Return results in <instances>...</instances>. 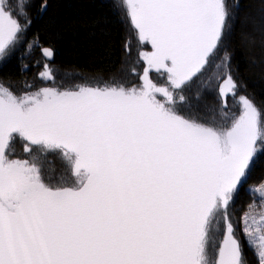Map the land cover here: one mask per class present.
Here are the masks:
<instances>
[{
	"label": "snow or ice",
	"instance_id": "snow-or-ice-1",
	"mask_svg": "<svg viewBox=\"0 0 264 264\" xmlns=\"http://www.w3.org/2000/svg\"><path fill=\"white\" fill-rule=\"evenodd\" d=\"M100 6L0 0V264H264V99L233 64L238 25L264 49V0ZM133 37L120 79L58 83L60 46L127 65Z\"/></svg>",
	"mask_w": 264,
	"mask_h": 264
},
{
	"label": "trees",
	"instance_id": "trees-1",
	"mask_svg": "<svg viewBox=\"0 0 264 264\" xmlns=\"http://www.w3.org/2000/svg\"><path fill=\"white\" fill-rule=\"evenodd\" d=\"M65 12L70 16L84 17L88 14H97L102 11L100 0H65ZM253 15L255 11L253 10ZM252 26L238 25L237 34L233 38V47L235 48L234 66L239 68L241 80L248 85V91H255L257 99H264V62L253 65L249 61L255 57L258 61L264 60V49L259 46V33H257V45L252 49L244 47L240 41L239 32H252ZM57 58L65 66L77 68L86 73H113L121 65L122 52L120 45L117 43L114 51L110 54L105 53L103 49L92 48L86 44L75 46L62 45L57 52ZM8 74L15 77L20 75L17 60L13 58L4 66L1 75ZM264 179V160L254 168L249 183H258ZM248 199L245 193H241L238 199V205L243 204ZM251 255V253H249Z\"/></svg>",
	"mask_w": 264,
	"mask_h": 264
},
{
	"label": "flooded vegetation",
	"instance_id": "flooded-vegetation-1",
	"mask_svg": "<svg viewBox=\"0 0 264 264\" xmlns=\"http://www.w3.org/2000/svg\"><path fill=\"white\" fill-rule=\"evenodd\" d=\"M134 59H135V56H134V51H133L132 57L129 58V63L127 65L121 64L115 72L105 73V74L86 73L77 68L65 66L62 63H60L57 56L55 57V60H54V67L58 69V74H57L58 83H63L64 86H71L72 84H75V83H94L96 79H99L101 81H107L112 76H115L117 78L118 76H116V74L118 73L121 74V68L124 67L126 69L128 65H131ZM2 70L3 68L0 69V76H2L1 75ZM37 71H39V69H36V68H33L30 71H28L27 75L29 79H31L32 76H34ZM65 73H69L71 75L65 76L64 75ZM17 151H19V146L17 147ZM49 159L54 160L55 158H51L50 156Z\"/></svg>",
	"mask_w": 264,
	"mask_h": 264
},
{
	"label": "rangeland",
	"instance_id": "rangeland-1",
	"mask_svg": "<svg viewBox=\"0 0 264 264\" xmlns=\"http://www.w3.org/2000/svg\"><path fill=\"white\" fill-rule=\"evenodd\" d=\"M135 40H134V38H133V51H134V56H136V51H135ZM131 65H128V67H130ZM121 74H116V76H120ZM120 78H121V76H120ZM155 78V77H154ZM239 78H240V76H239ZM241 79V78H240ZM51 158H55V159H57L55 156H51ZM243 238V237H242Z\"/></svg>",
	"mask_w": 264,
	"mask_h": 264
},
{
	"label": "water",
	"instance_id": "water-1",
	"mask_svg": "<svg viewBox=\"0 0 264 264\" xmlns=\"http://www.w3.org/2000/svg\"><path fill=\"white\" fill-rule=\"evenodd\" d=\"M133 38H134V37H133ZM134 40H135V38H134ZM134 49H135V48H134ZM145 50H150V47H149V49H145ZM233 64H234V62H233ZM117 79H120V76H118ZM241 239H243V238L241 237Z\"/></svg>",
	"mask_w": 264,
	"mask_h": 264
}]
</instances>
